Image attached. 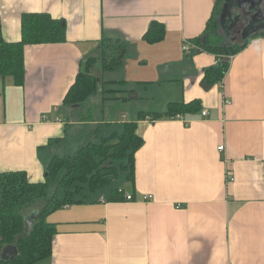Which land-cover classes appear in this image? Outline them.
Returning <instances> with one entry per match:
<instances>
[{"label": "crops", "instance_id": "1", "mask_svg": "<svg viewBox=\"0 0 264 264\" xmlns=\"http://www.w3.org/2000/svg\"><path fill=\"white\" fill-rule=\"evenodd\" d=\"M217 5L0 0L7 41L21 39L27 12H48L67 27L64 42L26 45L24 85L0 77V171L24 170L31 181H44L53 156L120 132L126 121H138L144 140L134 179L116 187L134 200H110V191L50 213L47 221L58 233L52 256L39 264H264V35L231 56L225 77L214 84L205 73L220 57L183 50L186 40L204 33ZM154 20L166 35L150 43L144 34ZM103 38L125 41L126 52L116 69L95 68L99 81L108 91H120L122 83L132 95H114L113 110L100 118L90 104L67 106L63 99ZM139 98L145 101L133 102ZM194 100L197 112L155 117L169 104ZM120 103H133L130 117L116 116ZM140 112L146 115L138 120ZM145 194L154 198L145 201Z\"/></svg>", "mask_w": 264, "mask_h": 264}, {"label": "trees", "instance_id": "2", "mask_svg": "<svg viewBox=\"0 0 264 264\" xmlns=\"http://www.w3.org/2000/svg\"><path fill=\"white\" fill-rule=\"evenodd\" d=\"M222 1L209 20L203 34L190 42L193 50H207L220 57L214 66L208 68L205 80L214 84L225 77L230 67V57L244 49L251 39L263 36L264 30L253 34L240 44H229L223 39L219 29V15ZM22 36L19 41H7L2 32L0 19V77H11L14 84L22 86L26 79L25 47L28 44L59 43L67 37L64 19L55 18L48 12H27L21 19ZM166 28L162 22L154 20L144 34L150 43L163 40ZM126 42L117 39L103 38L97 56L85 59L76 80L67 91L63 104L80 105L86 102L98 89L99 79L92 73L96 61L100 60L101 69L114 70L125 58ZM168 112L156 114L155 117H176V115L197 112L200 102L194 100L179 105L169 104ZM140 112L138 120L145 117ZM138 121H126L121 132L114 131L98 141L82 144L71 155H55L45 168V180L33 182L27 172L0 171V255L6 245H16L19 254L0 264H39L50 258L53 253V242L58 229L54 223L47 221V216L66 205L88 203L98 196L100 191L120 177V167L126 172V178L135 176V154L144 140L137 132ZM57 182L62 196L54 198L49 204L29 210L36 200L46 197L51 183ZM120 188L111 190L110 200H122ZM35 205V204H34ZM34 215L32 230L24 235L27 218Z\"/></svg>", "mask_w": 264, "mask_h": 264}, {"label": "rangeland", "instance_id": "3", "mask_svg": "<svg viewBox=\"0 0 264 264\" xmlns=\"http://www.w3.org/2000/svg\"><path fill=\"white\" fill-rule=\"evenodd\" d=\"M222 3H223V1H222ZM260 21L261 20H258V21L254 20L253 26L249 27L245 33H242V35H240V34L235 35V32H234L230 37L231 38L230 42H233L232 44L242 43V41H244L248 36H250L256 30H260L263 27L262 26V27L258 28V25L261 23ZM220 34H223V33H220ZM96 62L97 63H95L93 68H92L93 69L92 73L95 75L96 78L99 79V78H101V72L96 71L95 68H97L98 65H100V67H101V63H100L101 61L98 60ZM107 83H109V82H107ZM117 86H120V88H118V89L116 88L115 90H120V91H108V89H109L108 86L105 83H103L102 81H99L98 89H97L96 93L93 94L92 97H90L85 103L90 104V106L93 108L92 112L99 115L100 118L105 117V114H107L108 111H110L112 106H113L111 104V102H112V98L114 95H117V93H119L120 96L132 95V93L130 91H128L124 88L125 85H123L122 83L118 84ZM137 95L139 97H141L140 94H137ZM104 96H106L107 98H104ZM143 101H145V100L139 98V99H137V101H133V102H136L137 104H142ZM121 102H123V101H121ZM121 104L122 103L115 105L114 113H116V116H119L120 114L125 113V114H128V116L130 117L131 113H132V107L131 106L133 105V103L129 104V105H125V106H123ZM117 106H120V107H117ZM112 110H113V108H112ZM105 136H107V135H105ZM119 173H120V177L118 179L112 181L109 185H107L104 188V190L100 191V193H108L112 189H114L118 186L128 185V180L126 178L127 172L123 168L120 167ZM61 196H62V192L60 189H58V183L53 182L50 184V186L48 188L47 196L36 200L31 206H29V210L30 211L31 210H37V208H40V207H43V206L49 204L54 198H59Z\"/></svg>", "mask_w": 264, "mask_h": 264}, {"label": "flooded vegetation", "instance_id": "4", "mask_svg": "<svg viewBox=\"0 0 264 264\" xmlns=\"http://www.w3.org/2000/svg\"><path fill=\"white\" fill-rule=\"evenodd\" d=\"M237 6H234L229 15L224 20V24H221L219 20V29L220 33H223V39L226 43L232 44L230 42L231 35L235 32L236 34L242 35L249 27L253 26V21L260 19L261 23L258 25L259 27L264 28V0H238ZM222 26L227 27V33L222 29ZM236 37V36H235Z\"/></svg>", "mask_w": 264, "mask_h": 264}, {"label": "water", "instance_id": "5", "mask_svg": "<svg viewBox=\"0 0 264 264\" xmlns=\"http://www.w3.org/2000/svg\"><path fill=\"white\" fill-rule=\"evenodd\" d=\"M237 1L238 0H223L222 7H221V10H220V15H219V20L221 21V24H224V20L229 15V12L231 11V9L234 6H237V4H236V3H238ZM261 18L258 19V20H262ZM222 27H223L222 29L224 31L225 30L227 31V27L226 26H222ZM263 30H264V28H261L260 30H256L250 36H252L253 34H256L258 32H261ZM226 31H225V34L228 35V33ZM250 36H248L247 38H249ZM33 225H34V215H31L30 217L27 218V224H26V229H25L24 235H26L27 233H29L32 230ZM18 254H19V251H18L17 246L16 245H13V244H10V245H6L3 248L0 257L3 260H10V259L16 257Z\"/></svg>", "mask_w": 264, "mask_h": 264}, {"label": "built area", "instance_id": "6", "mask_svg": "<svg viewBox=\"0 0 264 264\" xmlns=\"http://www.w3.org/2000/svg\"><path fill=\"white\" fill-rule=\"evenodd\" d=\"M194 47L195 46L190 41H188V40H186L184 42V44H183V50L185 52H187V53H192L194 51L193 50ZM202 113L205 116L208 114L207 110H203ZM181 117H182L181 115H176V118H181ZM218 149L219 150H223L224 149V146L223 145L218 146ZM228 178H229V180H234V177H232V176H229ZM119 191H122V189H120ZM123 195H124V197H125L126 200H134L133 194H130V193H127V192L124 191L123 192ZM153 198H154V195L153 194H145L143 196V200H145V201L152 200ZM100 199L101 200H105L104 196H102Z\"/></svg>", "mask_w": 264, "mask_h": 264}]
</instances>
